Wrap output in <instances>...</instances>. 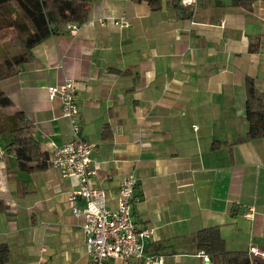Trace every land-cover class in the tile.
<instances>
[{"label":"crops","instance_id":"obj_1","mask_svg":"<svg viewBox=\"0 0 264 264\" xmlns=\"http://www.w3.org/2000/svg\"><path fill=\"white\" fill-rule=\"evenodd\" d=\"M160 1L91 0L84 22L42 39L0 79L14 103L5 111L20 109L33 122L25 133L51 156L72 129L47 87L74 79L81 135L95 143L91 181L115 208L120 182L135 173L132 218L153 228L145 251L163 254L162 264H210L195 239L207 226L228 249H264V137L237 140L248 126L245 77L264 91V0L251 10L198 0L190 17ZM122 15L125 27L113 23ZM1 135L4 147L11 134ZM75 186L52 165L25 172L11 154L0 160L4 264H86L83 217L67 198Z\"/></svg>","mask_w":264,"mask_h":264},{"label":"trees","instance_id":"obj_2","mask_svg":"<svg viewBox=\"0 0 264 264\" xmlns=\"http://www.w3.org/2000/svg\"><path fill=\"white\" fill-rule=\"evenodd\" d=\"M146 1L151 8L157 9L160 0ZM176 12L187 17L192 14V8L182 5L181 0H168ZM256 0H230V4L251 10ZM91 0H0V30L11 28L14 32L9 39V45L17 50L4 51L0 60V79L16 72L21 63L32 58V48L42 39L51 34L68 32V23H82L88 18ZM258 38L252 42L251 50H256ZM245 103L244 115L247 130L244 136L237 140H249L264 137V91L259 90L254 79L246 76L244 79ZM14 107L12 99L0 88V132L9 131L10 141L4 146L6 154L15 157L17 166L25 172H33L50 165L49 154L42 150L39 142L25 131L33 126V122L18 108ZM106 131V132H105ZM104 136L107 130H104ZM5 209L0 200V211ZM197 247L211 255L210 264H264V258L255 256L245 250H231L225 245L217 226L200 228L195 235ZM10 248L5 242H0V264L9 257Z\"/></svg>","mask_w":264,"mask_h":264},{"label":"built area","instance_id":"obj_3","mask_svg":"<svg viewBox=\"0 0 264 264\" xmlns=\"http://www.w3.org/2000/svg\"><path fill=\"white\" fill-rule=\"evenodd\" d=\"M198 0H181L185 7L192 8ZM100 24L105 23L103 17ZM113 23L125 27L128 21L124 16L113 19ZM69 31L75 29V23H68ZM50 98L59 95L61 113L71 125L72 137L57 147L50 156V165L56 167L61 175L72 176L76 186L67 192L68 201L72 204L75 216H82L81 224L88 260L86 264H105L108 259H116L123 263L136 258L144 264H162L164 255L146 252L145 242L151 239L153 228L137 227L132 218V203L135 199L137 178L132 171L120 182L117 205L115 208L106 206V192L95 186L91 178L97 174V167L92 158L95 143L81 135L80 116L76 103V86L72 78L47 87ZM6 155L4 147L0 146V160ZM84 200L82 208L74 203ZM249 217V215L247 214ZM249 253L264 258V249L250 247ZM205 261L210 260L209 254L200 249L197 253Z\"/></svg>","mask_w":264,"mask_h":264},{"label":"rangeland","instance_id":"obj_4","mask_svg":"<svg viewBox=\"0 0 264 264\" xmlns=\"http://www.w3.org/2000/svg\"><path fill=\"white\" fill-rule=\"evenodd\" d=\"M13 30L11 28H4L2 30H0V60L3 57V53L4 51H15L17 50L16 48H12L9 44V39L11 37V35L13 34ZM2 132H0V141H2V139H4V137L1 135Z\"/></svg>","mask_w":264,"mask_h":264}]
</instances>
